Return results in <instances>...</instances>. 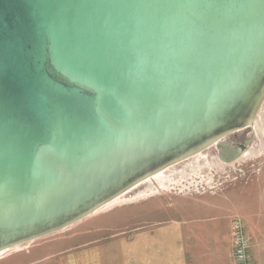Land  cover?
<instances>
[{"label":"water","instance_id":"water-1","mask_svg":"<svg viewBox=\"0 0 264 264\" xmlns=\"http://www.w3.org/2000/svg\"><path fill=\"white\" fill-rule=\"evenodd\" d=\"M264 0H0V253L252 127Z\"/></svg>","mask_w":264,"mask_h":264},{"label":"rangeland","instance_id":"rangeland-1","mask_svg":"<svg viewBox=\"0 0 264 264\" xmlns=\"http://www.w3.org/2000/svg\"><path fill=\"white\" fill-rule=\"evenodd\" d=\"M249 131L248 137L242 136L243 133L229 137L235 143H247L246 150L234 163L222 161L215 147L210 148L152 176L93 216L0 253V264H68L56 263L54 258H83L89 241L131 238L163 219L177 200L214 195L236 185L239 188L257 185L259 190L264 189V105ZM189 204L190 208L198 209L194 201ZM106 216L105 222L96 220ZM92 230L98 232L89 240L87 233Z\"/></svg>","mask_w":264,"mask_h":264},{"label":"crops","instance_id":"crops-1","mask_svg":"<svg viewBox=\"0 0 264 264\" xmlns=\"http://www.w3.org/2000/svg\"><path fill=\"white\" fill-rule=\"evenodd\" d=\"M189 201L198 209L190 208ZM175 202L163 219L131 238L89 241L98 232L92 230L87 233L85 257L54 259L68 264H235L232 222L238 218L252 238L255 263L264 264V189L236 185ZM107 217L96 220L105 222Z\"/></svg>","mask_w":264,"mask_h":264},{"label":"built area","instance_id":"built-area-1","mask_svg":"<svg viewBox=\"0 0 264 264\" xmlns=\"http://www.w3.org/2000/svg\"><path fill=\"white\" fill-rule=\"evenodd\" d=\"M233 230V260L235 264H256L252 255V238L246 233L240 219L232 222Z\"/></svg>","mask_w":264,"mask_h":264},{"label":"flooded vegetation","instance_id":"flooded-vegetation-1","mask_svg":"<svg viewBox=\"0 0 264 264\" xmlns=\"http://www.w3.org/2000/svg\"><path fill=\"white\" fill-rule=\"evenodd\" d=\"M249 130H251V128H249V129H246V130H244V131H241V132H237V133H235V134H232V135H230V136H228L227 138H225L224 139V141H228V142H231L232 143V145H234V146H241L242 147V154L244 153V150H246V145H247V143L244 141V142H242V143H235V142H233L232 140H230L229 139V137H231V136H234V135H237V134H240V133H243V135L242 136H246V137H248L249 135ZM248 133V134H247ZM238 136V135H237ZM251 140V139H250ZM215 149H216V151H217V153H218V157H219V159H221V157H220V150L217 148V147H215Z\"/></svg>","mask_w":264,"mask_h":264},{"label":"bare ground","instance_id":"bare-ground-1","mask_svg":"<svg viewBox=\"0 0 264 264\" xmlns=\"http://www.w3.org/2000/svg\"><path fill=\"white\" fill-rule=\"evenodd\" d=\"M156 177L158 178L159 176H158V175H157V176H155V177H154V179H155ZM160 177H161V176H160ZM149 181H150V180H149Z\"/></svg>","mask_w":264,"mask_h":264}]
</instances>
